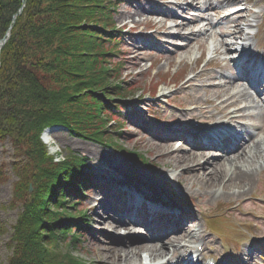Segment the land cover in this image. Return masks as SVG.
<instances>
[{
	"label": "rangeland",
	"instance_id": "1",
	"mask_svg": "<svg viewBox=\"0 0 264 264\" xmlns=\"http://www.w3.org/2000/svg\"><path fill=\"white\" fill-rule=\"evenodd\" d=\"M211 1L216 6L206 8L207 2ZM216 1L111 0L106 13L107 22L104 17V28L96 26V30H92L95 34H101L100 44L96 38L93 40L91 36L88 39L85 37L86 44L92 45L91 50L102 47L112 51L104 58L107 66L112 68L109 77L107 76L109 85H104L105 91H95L96 96H100L98 100H101L102 108L97 111L89 110L90 116H96L94 125H88L89 131L92 132L94 127L98 126L102 129L101 132H104L97 135L95 141L71 132L65 125L57 124L50 132L49 141L44 142L39 138L46 154L53 156L56 162L64 160V157L70 154L83 158L86 164L84 171L89 176L88 185H83L78 192L75 190L65 194L70 202L66 213L63 212L65 217L57 215L58 219H54L52 223L41 224L36 231L26 229L29 227L28 223L20 224L24 202L19 195V185H27L26 200H30L34 190V184L30 182L31 173H35L34 165L26 162L22 152L17 156L19 151L10 140H0V264H8L12 255L28 252L29 246L20 244L17 238H22L38 248L35 261L40 260L42 257L39 256L44 255L46 251L47 263L50 259L72 257L78 260V264H124L119 261V257L124 258L123 255H129L128 252L133 251L131 239L152 242L144 222L134 224L121 217L122 225L114 226L113 221H117L120 213L125 212V205L119 203L115 197L122 196L124 191H121V185L128 183L139 199L140 196L150 198L148 200L151 203L148 200L142 202L145 205L144 213L149 214L147 209L159 211L160 216L155 219V226L165 232L166 238L162 239L163 242L176 235L166 226L175 216L181 218L187 226L190 224V230L199 226L192 231L195 235L193 239L189 238L187 242L182 241L179 245L172 244L174 247L185 246L187 250L183 253L185 257L178 264H212L217 260L224 261L221 264H228L231 260H240L244 246H258L261 242L264 243V228L259 224L264 218V205L250 200H237L236 203L246 215L240 217L235 214V219L230 214V205L227 204L231 197L219 195L221 189L215 187L216 198H211L206 191L211 189L213 182L210 179L199 180V174L208 171V165L203 166L205 170L186 175L188 180H182V176L177 177L181 166L179 160L183 159L182 154L189 150V143L186 145L188 134L192 130L196 132L197 128L203 129L206 128L205 125L211 124L203 122L206 119L201 117L207 112H214V107L219 108V98H224L222 92L213 88L215 84L226 83L229 78L233 86H229L227 92L240 88L253 95V90L243 81L244 77L236 78L237 68L233 58L237 56L238 50L235 49L247 40L249 44L246 49L250 52H247L246 56L250 55L251 51H263L261 55L264 56V0H238L227 4L223 1L221 5ZM238 7H246L249 12L244 13L245 18L241 21L245 36L239 35V38L234 40L227 35V32L233 30L232 24L223 19L226 15L233 18V13ZM97 10L99 11L89 7V17L93 18L95 13L101 12L100 9ZM195 14L199 17L187 21V26L172 29L173 24L179 20L186 21ZM159 19H165L164 26H159ZM10 26H7L6 30H9ZM202 31H205V36H202ZM0 43L4 41L0 40ZM75 49L78 51L79 45L75 46ZM83 64L84 62L79 60L74 68L81 70ZM86 64L88 66L89 63ZM210 76L213 78L210 79ZM75 80L69 79L68 91L75 88ZM111 84H115L111 86L112 89ZM205 85L208 86L207 89ZM205 99L210 101L206 102ZM247 99L246 96L236 98L230 105H223L230 112L240 107L243 111L238 112L261 114L264 102L255 100L250 107L244 108L248 103ZM88 103L86 100L84 106ZM193 109L197 111L189 113V110ZM241 119L244 123L253 121V118ZM162 128L165 131L171 130L168 133L173 134L170 140L162 141L165 138L160 132ZM155 136H158V139ZM39 137L45 139L42 133ZM180 139H184V143L178 144ZM147 142H152L151 146L143 144ZM14 164H17L18 169ZM190 180L194 182L190 184ZM254 186L258 187L257 184ZM256 188L252 189L253 195L259 196L261 191ZM234 197L239 198L236 194ZM76 198L81 199L80 202L76 201ZM80 214L86 215L81 217L84 221H78ZM219 215L222 217L218 219L219 222L209 226L208 219ZM231 219L241 224L236 230H231V233L221 232L222 225L229 224ZM19 224V227L23 226L24 233L30 235L28 239L20 237V233L16 234ZM214 225L217 227L212 228ZM124 231L133 234L125 236ZM113 238L122 242V247L116 254H113L107 244V241L114 240ZM144 255L143 250H137L135 259L130 260L129 264L142 262ZM258 255L261 260L256 259V264H264V252ZM162 260H149L148 264ZM171 263L172 261L168 260L165 264Z\"/></svg>",
	"mask_w": 264,
	"mask_h": 264
},
{
	"label": "trees",
	"instance_id": "2",
	"mask_svg": "<svg viewBox=\"0 0 264 264\" xmlns=\"http://www.w3.org/2000/svg\"><path fill=\"white\" fill-rule=\"evenodd\" d=\"M21 5L23 9L17 14ZM110 5L111 0H0V38L11 25L9 36L0 48V140H10L19 151L17 156L22 152L26 162L34 165L30 200H26L27 185H19L24 202L20 224L28 223L26 229L36 231L41 224L58 219L57 215L65 217L58 212L59 209L66 213L70 204L64 200V194L88 184L83 158L70 154L64 160L54 161L53 156L46 154L39 134L43 128L57 124L95 141L104 132L98 126L89 131L88 125L96 122V116H90L89 110L102 108L95 91L106 90L104 85L108 84L107 76L112 68L104 58L112 51L101 47L92 52V45L86 44L85 37L96 38L100 44L101 34L92 30L96 26L104 28ZM89 7L101 12L90 18ZM79 60L84 62L81 70L74 68ZM70 78L76 79L75 88L68 91ZM86 100L89 103L84 106ZM20 224L16 234L28 239L30 235L24 233ZM17 239L20 244L28 245L29 250L10 256L8 264H78L72 257L49 258L51 261L47 263L46 251L39 254L42 257L39 262L35 261L38 248Z\"/></svg>",
	"mask_w": 264,
	"mask_h": 264
},
{
	"label": "bare ground",
	"instance_id": "3",
	"mask_svg": "<svg viewBox=\"0 0 264 264\" xmlns=\"http://www.w3.org/2000/svg\"><path fill=\"white\" fill-rule=\"evenodd\" d=\"M223 1H225L227 4L230 2H237L238 0H217L216 2L219 5H221ZM207 3L208 4H206V8H209L210 6H216L212 3V1L207 2ZM175 5L179 8L178 3H176ZM247 12H249V9L245 7L242 9V11L241 9L236 11L235 16L233 18L225 17L228 20V22H230L233 26V30L230 32H227V35L232 36L234 40L239 38L238 37L239 35L245 36L243 34L244 32L241 27V21L244 20L245 18L244 13H247ZM169 16H170V12H169ZM198 16H199L198 14H195L191 16L189 19H186V21L179 20V22H177L176 24H173L174 27H172V29L173 28L182 29L183 27L187 26V23H186L187 21H193L196 18H198ZM157 23L159 24L160 27H162L164 26L165 19H159ZM201 33L202 34L204 33V35L202 36L206 35L205 31H202ZM188 44L189 42L186 43V46H188ZM248 44L242 43L241 45L243 46H241L239 52H237L240 55V58L238 60L239 61L238 63H240V68L237 72L236 78L240 79L242 77H247V79L251 83V87L255 90V92L253 93V95H251V94H248V92H246L244 89H240V88L234 90V92L233 91L227 92L229 89L228 87L233 86V83H231V79L229 78H227L226 83L215 84L213 88L218 92H222V94H224V98L222 97L219 98L220 99L219 104H221L219 105V108L214 107L213 109L214 112L212 113L207 112L206 114H203L201 117L202 119H206L204 121L213 122L212 128L205 132H201V133H195V132L190 131V133L187 136V142L190 144L189 150L185 151V153L182 154L184 158L179 160L181 163V166L179 167L178 169L179 173L177 174V177L179 176L184 177L182 180H188L187 178H185L186 175L188 176L190 174H193L194 171L200 172L202 171V169L205 170L203 166L208 165L209 172L208 171L201 172V174H199V177H200L199 180H206V179L209 180L210 179L211 182H213V184L210 185L211 189L206 191L207 195L210 196L211 198H216L214 196V194L216 193L215 187L221 189L219 192V195L223 194V195L231 197V199L228 200L227 204L230 205V210H231L230 214L235 219L237 215L240 217H242V215L244 216L246 215L245 213H242V209L236 203L237 200H243V201L250 200L251 202L255 201L258 205H264V196H262L264 195V111H262L261 114L255 115L251 113L238 112L240 110V107L239 108L236 107L230 112V110L228 109L226 110L225 109L226 107L223 105V104L230 105L231 103L235 102L236 98L241 99V98H244L245 96L248 98L247 99L248 103L245 105L246 107L243 106L244 108L250 107V105H252L253 101L255 100L264 102V95H263L264 64L259 63L260 64L259 66L258 54H254V52L252 51L250 55L245 57V53H247V51L245 50V47H248ZM157 55L162 56V54L161 55L157 54ZM248 57H252L254 60L247 61L246 59ZM258 66L261 69L257 70ZM212 78L213 76H210V79ZM257 86H260L263 90L262 91L259 90ZM205 88L207 89L208 86L205 85ZM258 91H261V92H258ZM215 96L219 97V95H215ZM205 101L209 102L210 100L205 99ZM193 110H189V113H194L197 111L195 109ZM245 110L246 109H244V111ZM240 111H243V110L241 109ZM230 113H234V114H230ZM242 117L253 118L255 121H253L252 123H242V119H241ZM234 127L236 128L233 129ZM162 129L160 130V132L164 135L163 137H165L162 141L165 142V141L170 140L171 133L170 134L168 133L171 132V130L167 129L165 131L164 128ZM217 129L218 131L220 130L221 133L212 132ZM236 129L239 132H236L237 131ZM51 131L52 130H47L44 133L47 140H50L51 138L50 136ZM242 134H245L246 137L244 138ZM258 134L259 135L262 134V135L258 137L259 136ZM155 137L157 138L158 136H155ZM152 142H147L143 144L144 145L148 144V146H151ZM160 145L161 144H159V146ZM211 147L214 148L215 151L209 150L211 149ZM161 155H160V158L163 157V154ZM182 172L184 174H182ZM193 182L194 181H191L190 184H192ZM142 184L145 185L144 183ZM254 184H257L258 187L256 186L257 187L256 188ZM127 185H128V188L124 185H121L120 189L121 191H124L123 192L124 194L121 193L122 196L115 197V199L119 200V203H123L125 205L124 210L126 213L121 215V217L123 219L129 218L128 220L133 221V222H141V223L144 222L147 225L148 230L151 231L152 242L151 243L142 242V241H139L140 239L138 238L131 239L130 245L132 246L131 248L133 251L128 252V254L130 253L129 255H123L125 256L124 258L119 257V261L123 262L124 264L125 263L129 264L130 260L135 259L136 251L143 250L145 252L144 257H142L143 261L137 264H148L149 260L150 262L151 261L153 262L157 260L159 261V259L160 260L163 259V260L155 264H165L166 261L168 260L172 261L171 264H178L179 262H181L182 259L185 257V254L183 253H185L187 250L185 249V246L184 247L182 246L174 247V245L172 244L175 243L179 245L180 243H182V241L187 242L189 238L193 239L195 235H193L192 231H194L195 229H198L199 226H196L197 228L193 230L188 229V230L180 231L182 227H185V228L187 227V223L183 222L181 218H174L173 221H171V224L166 225V226L170 227V229H172V231H174V234L176 235L173 236L172 239H169L168 241L163 242L162 239L166 238V234L165 232H162L163 230L161 231L159 230L157 226H155V219L160 214L159 211L147 209L149 213H151V216L150 218H145L144 216L145 205L141 203L142 202L145 203V200H148L150 198L146 196H140V199H139L137 197V193L132 191V186H129V183ZM213 186L214 188H212ZM254 188H256L257 190H260L261 193L263 194L259 196L253 195L254 190L252 189ZM232 189H235V190H232ZM139 190L143 191L140 188ZM235 194L238 195L239 198H235L234 197ZM80 200L81 199L76 198V201L80 202ZM65 201H67V199ZM60 211L63 213L62 210L58 209V212ZM85 216H86L85 214H80L78 221H84L83 219H81V217L83 218ZM121 217L118 218L117 221H113L115 227H117V225L118 226L122 225ZM240 217L238 218L241 220ZM63 220H67V219H63ZM123 223H124V220H123ZM240 224H241L240 222H235V220L231 219V222L228 225V229L236 230L237 226ZM259 224L262 228H264V219ZM158 233L160 234L158 235ZM132 234L133 233H128L127 231L126 232L124 231L125 236H130ZM236 235L238 234L236 233ZM134 236L138 237L136 234H134ZM113 239L114 240L107 241V244L109 245L108 247L110 250H112L113 254H116V252H118L121 249L122 242L119 239H116V238H113ZM167 246L170 249L166 248ZM176 250L178 252H176ZM168 254L170 255L165 258V256ZM244 255H246V253H244ZM129 256L131 257V259H129ZM247 259H248V263H250L249 253L247 254ZM182 264H195V263L182 262Z\"/></svg>",
	"mask_w": 264,
	"mask_h": 264
}]
</instances>
